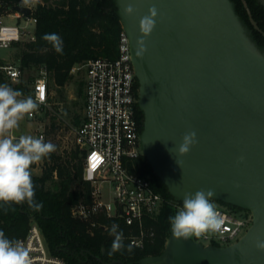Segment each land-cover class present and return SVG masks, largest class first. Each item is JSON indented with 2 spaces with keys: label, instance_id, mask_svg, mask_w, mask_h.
Masks as SVG:
<instances>
[{
  "label": "water",
  "instance_id": "1",
  "mask_svg": "<svg viewBox=\"0 0 264 264\" xmlns=\"http://www.w3.org/2000/svg\"><path fill=\"white\" fill-rule=\"evenodd\" d=\"M116 5L139 85L142 151L153 172L177 201L185 193L212 190V199L252 213L247 232L227 245L177 239L170 228L163 252L139 264H264V250L256 247L264 242V46L232 0ZM14 8L32 12L24 5ZM151 8L155 27L144 36L140 21ZM247 12L264 34L249 7ZM141 39L146 51L137 56ZM193 131L196 144L179 156L176 147Z\"/></svg>",
  "mask_w": 264,
  "mask_h": 264
},
{
  "label": "built area",
  "instance_id": "2",
  "mask_svg": "<svg viewBox=\"0 0 264 264\" xmlns=\"http://www.w3.org/2000/svg\"><path fill=\"white\" fill-rule=\"evenodd\" d=\"M24 5L32 9L30 14L14 8ZM38 18L33 3L20 4L12 0H0V47H11L28 39H36ZM85 70L84 112L82 122L75 127L76 143L84 151V178L92 185L91 199L73 207L75 217L94 227H111L100 218H115L127 227L124 240L143 248L154 241L156 227L153 223L162 209L170 204L176 212L183 201L170 199L155 189L149 177L135 170L136 160L143 155L141 123L138 117L139 86L132 62L129 36L122 29L115 57L98 56L84 64L74 66ZM10 80L19 81L23 70L20 63H0ZM49 72L42 67L32 83L30 95L43 109L49 104L51 88ZM41 98L43 102H41ZM38 109L28 116L38 117ZM34 138H43V124L34 131ZM94 157L98 158L94 160ZM95 163V167L93 164ZM108 185V197L104 198L103 186ZM223 224L217 233L192 237L204 244H225L238 241L252 224V213L238 207H216ZM98 218V219H97ZM120 229L119 222H115ZM29 250L32 264H70L63 257L53 254L43 230L32 222L27 234L20 237ZM220 245V244H218Z\"/></svg>",
  "mask_w": 264,
  "mask_h": 264
},
{
  "label": "trees",
  "instance_id": "3",
  "mask_svg": "<svg viewBox=\"0 0 264 264\" xmlns=\"http://www.w3.org/2000/svg\"><path fill=\"white\" fill-rule=\"evenodd\" d=\"M34 1L38 18L36 39L18 44L15 56L22 70L25 67H46L54 84L60 87L73 77L71 70L75 65L84 64L98 56L117 55L123 27L116 0ZM250 6L253 17L264 31V9L256 0L251 1ZM238 12L252 29L255 40L262 46L264 34L251 24L245 9ZM46 33H56L62 38V53H57L51 43L42 39ZM34 80L30 75L28 81ZM50 82L49 80V85ZM0 84H7L21 91L23 96L33 93L27 83L21 80L12 83L3 71H0ZM84 84L85 82H80L81 94H84ZM137 108L143 127V112L139 106ZM55 120L53 116L52 129L56 128ZM74 122L80 125L82 118L76 116ZM135 170L149 177L156 190L170 199L174 198L167 186L153 172L144 154L136 160ZM31 172L35 200L37 203L42 202L43 208L35 211L26 202L0 206V230H3L9 239L15 240L25 236L31 223L37 222L43 230L50 251L70 264H139L143 257L160 254L165 249L171 228L168 218L175 214L170 204L166 205L153 221L157 233L154 241L148 242L143 248L132 246L131 253L125 250L112 256L107 254L114 239L109 233L110 227H92L89 222L73 215V207L79 202H88L92 190L91 182L84 178V151L80 147H75L70 156H63L55 151L47 157L42 174H35L32 170ZM100 220L110 226L119 222L121 231L126 233L127 227L120 220L106 217ZM124 243L126 246L129 244L126 240ZM114 259L121 260L122 263H112Z\"/></svg>",
  "mask_w": 264,
  "mask_h": 264
},
{
  "label": "clouds",
  "instance_id": "4",
  "mask_svg": "<svg viewBox=\"0 0 264 264\" xmlns=\"http://www.w3.org/2000/svg\"><path fill=\"white\" fill-rule=\"evenodd\" d=\"M126 11L131 13L132 8L129 7ZM156 14V9L151 8L149 15L141 19L140 31L144 36L149 35L154 29ZM42 39L51 43L57 53L63 52L62 38L58 34L46 33ZM145 51L144 40L141 39L138 41L136 55L143 56ZM41 102H43L42 98ZM38 107L33 97H24L21 91L7 84H0V206L26 202L35 211L43 208L42 202L37 203L35 200L31 168L44 158L50 157V154L57 150L56 145L50 141L45 142L42 137L21 135L13 139L9 135L19 127L20 121L27 114L36 111ZM196 142L194 131L185 133L182 142L176 147L177 154L187 155ZM176 163L179 165V161ZM213 195L212 190L204 189L195 193H185L182 207L168 218L174 237L188 239L221 230L223 220L211 200ZM118 229L117 224H112L109 229L110 235L114 237L107 252L109 256L125 250L128 253L133 251L131 244L125 245L124 234ZM256 247L264 250V242L257 241ZM0 264H32L29 250L24 242L19 239H9L3 230H0Z\"/></svg>",
  "mask_w": 264,
  "mask_h": 264
},
{
  "label": "rangeland",
  "instance_id": "5",
  "mask_svg": "<svg viewBox=\"0 0 264 264\" xmlns=\"http://www.w3.org/2000/svg\"><path fill=\"white\" fill-rule=\"evenodd\" d=\"M14 2L20 4L33 3L36 6V2L34 0H12ZM28 41V39H23L22 41L14 44L11 47H0V63H4L6 61L17 62L15 59L16 53L18 52V44H22L23 42ZM19 63V62H17ZM77 64L76 66H79ZM40 69L35 68H23V73L20 78L21 81L27 83L29 88L32 89V83L29 82V76H33L34 78L39 76ZM73 77L63 86H57L54 84L53 79L48 76L50 82V99L49 104L45 106L43 109H38V117L30 118L28 114L24 117L23 120L20 121L19 127L14 129L12 133H10V138L15 139L21 135H30L32 137L35 136V129L39 124L44 125L45 133H46V142H52L56 145V152L62 154L63 156H70L72 150L75 147H80L76 143L75 137V127L78 126L75 124L74 119L76 116L80 118L83 117L84 112V94L79 92L80 82H85V70L84 67L81 69L76 68L75 70H71ZM19 80V81H20ZM12 83H16L18 81L10 80ZM85 86L83 85V88ZM84 92V89H83ZM30 96L26 95L24 97ZM56 118V128H51L52 117ZM47 157L42 161L34 164L31 170L35 174H42L43 169L46 166ZM104 198L108 197V185L105 184L103 186ZM212 202L216 207H235L234 205H227L226 203L212 199ZM240 209L245 210L244 208L239 207ZM247 210V209H246ZM98 219V218H97ZM194 237V236H193ZM216 243L220 245H224L225 243L219 239L214 240Z\"/></svg>",
  "mask_w": 264,
  "mask_h": 264
},
{
  "label": "flooded vegetation",
  "instance_id": "6",
  "mask_svg": "<svg viewBox=\"0 0 264 264\" xmlns=\"http://www.w3.org/2000/svg\"><path fill=\"white\" fill-rule=\"evenodd\" d=\"M232 1H234V3H235V5H236V9H237V11H242L243 9H245L246 11H247V7H249V9H250V11H251V13H252V9H251V6H250V2L251 1H253V0H245L246 1V3H247V5L244 3V0H232ZM256 2L258 3V5H261V7L264 9V5H263V3H262V0H256ZM247 14H248V12H247ZM242 17V16H241ZM252 17H253V14H252ZM243 19H244V17H242ZM248 18H249V20H250V17H249V14H248ZM254 18V17H253ZM255 19V18H254ZM245 20V19H244ZM256 21V20H255ZM245 22H246V20H245ZM250 22H251V20H250ZM257 22V21H256ZM247 23V22H246ZM248 24V23H247ZM251 24H252V22H251ZM257 24H258V22H257ZM253 25V24H252ZM254 26V25H253ZM262 46H264V44L262 45Z\"/></svg>",
  "mask_w": 264,
  "mask_h": 264
},
{
  "label": "snow or ice",
  "instance_id": "7",
  "mask_svg": "<svg viewBox=\"0 0 264 264\" xmlns=\"http://www.w3.org/2000/svg\"><path fill=\"white\" fill-rule=\"evenodd\" d=\"M96 159H98V158L94 157V160H96ZM93 167H95V163L93 164Z\"/></svg>",
  "mask_w": 264,
  "mask_h": 264
}]
</instances>
